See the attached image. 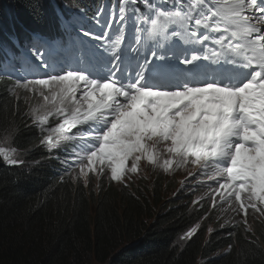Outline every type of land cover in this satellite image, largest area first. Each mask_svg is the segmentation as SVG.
<instances>
[{
  "label": "trees",
  "instance_id": "1",
  "mask_svg": "<svg viewBox=\"0 0 264 264\" xmlns=\"http://www.w3.org/2000/svg\"><path fill=\"white\" fill-rule=\"evenodd\" d=\"M125 2L0 0V140L10 133L25 152L15 164L0 158V264H264V220L252 231L239 222L211 232L202 226L186 239L207 211L180 175L166 170L136 186L102 173L85 183L73 157L77 133H64L52 148L42 143L54 116L39 125L33 109L43 113L44 101L17 83L60 71L87 38L108 37L91 42L105 50L115 36L109 31L125 30L118 18ZM151 2L171 11L187 3ZM34 64L50 70L42 74Z\"/></svg>",
  "mask_w": 264,
  "mask_h": 264
},
{
  "label": "snow or ice",
  "instance_id": "2",
  "mask_svg": "<svg viewBox=\"0 0 264 264\" xmlns=\"http://www.w3.org/2000/svg\"><path fill=\"white\" fill-rule=\"evenodd\" d=\"M129 6L152 39L171 35L203 45L211 38L219 50L185 56L191 75L178 83L150 84L147 58L131 71L124 67L121 33L109 41L107 62L99 69L62 68L47 78L18 82L44 101L43 114L35 115L39 125L50 116L62 118L42 143L55 146L67 138L62 134L88 124L87 132L71 137L81 141L73 155L85 183L89 172L106 162L111 179L120 181L127 171H138L141 159L156 163L157 146L165 144L167 153L179 158L165 160L166 170L174 162L198 165L214 180L222 178V201L238 202L245 215L249 208L264 215V0H191L174 11L151 0H126L119 6L120 21L129 18ZM201 59L210 64L201 68ZM14 152L0 147V158L15 164Z\"/></svg>",
  "mask_w": 264,
  "mask_h": 264
},
{
  "label": "rangeland",
  "instance_id": "3",
  "mask_svg": "<svg viewBox=\"0 0 264 264\" xmlns=\"http://www.w3.org/2000/svg\"><path fill=\"white\" fill-rule=\"evenodd\" d=\"M84 54H86L85 49L80 50L78 53L76 52V50H73L72 55H73L74 63L80 61V59L82 60ZM207 62L210 63V61ZM89 67L91 68L92 66L90 65ZM38 69L40 72L43 73L45 72L46 68L38 67ZM20 90L22 91L23 94L36 96L38 98L37 104L42 101V98L39 96L38 91L36 93H33L30 91H26L22 87H20ZM34 114L42 115L43 113L40 112ZM61 119L62 118L60 117L54 116L53 128L56 127V125L61 122ZM80 126L81 125H78L76 128ZM76 128H73L70 132L67 133H72V134L77 133V135L79 136L81 130L80 128L76 130ZM62 135L64 136V134ZM0 147L15 149L14 158L17 160V162H21L25 160V152L20 151L12 146V137L10 133H7L2 137V139L0 140ZM165 149H166L165 144L158 145L157 151L159 154L157 156L156 163H151L146 158H143L139 162V167L137 172L132 173L130 171H127L122 180L120 181L115 180V181L121 183V185H127L130 182L136 186L138 183L141 182L144 185H149L151 179L156 174L164 175V172L166 171V169L164 168L165 160L177 161L179 159L178 157H174L169 153H167ZM87 163L88 162L86 160L83 164L86 165ZM131 166H132V160H129L127 163V167L130 168ZM167 170L180 175L181 179L184 180V182L189 186V188L195 193L194 201L196 205L199 207H203L201 211L204 210L207 211L206 215L203 216L201 219H199L185 233L186 239L191 238L193 234L197 231L198 227H202V226H204L205 228H207V230H209V232H211L212 230L224 226V223L227 225L228 224L234 225L233 223L239 222L244 227L252 231L254 230V226L258 225L259 223H261V221L264 220V215H260L259 213L254 212L251 208H249L247 215H245L239 209L238 202L234 200L229 199L228 201H222L219 193L224 192V190L218 187V183L223 182L222 178L218 180H214L211 177V175L206 174L204 171H202L200 166L192 164L190 162L186 163L184 166H178V164L174 162L172 163L171 167L168 168ZM102 173L107 174L109 177H111V169L110 167H108L107 162L103 166L98 165L96 172H89L87 178L97 179L102 176L100 175ZM79 174H80V169H79ZM189 233H191V235H189ZM224 250L219 251L218 253H222L224 252Z\"/></svg>",
  "mask_w": 264,
  "mask_h": 264
},
{
  "label": "bare ground",
  "instance_id": "4",
  "mask_svg": "<svg viewBox=\"0 0 264 264\" xmlns=\"http://www.w3.org/2000/svg\"><path fill=\"white\" fill-rule=\"evenodd\" d=\"M132 69H130L129 71H131Z\"/></svg>",
  "mask_w": 264,
  "mask_h": 264
}]
</instances>
